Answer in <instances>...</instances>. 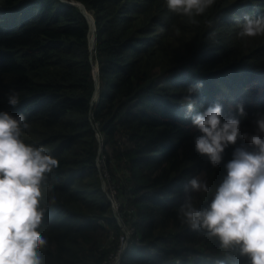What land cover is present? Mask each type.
Returning a JSON list of instances; mask_svg holds the SVG:
<instances>
[{"label":"trees","instance_id":"trees-1","mask_svg":"<svg viewBox=\"0 0 264 264\" xmlns=\"http://www.w3.org/2000/svg\"><path fill=\"white\" fill-rule=\"evenodd\" d=\"M68 1L92 14V49L78 7L0 0V112L24 115L30 128L21 139L60 161L41 185L42 264H101L124 236L98 157L133 229L120 264H249L238 248L182 224L176 210L193 176L209 184V193H188L206 208L234 151L253 150L238 138L213 168L195 150L200 133L191 117L219 103L222 121L236 117L241 132L251 133L264 114V36L237 38L238 22L264 17V0H215L195 24L169 12L165 0ZM197 84L186 116L184 90ZM12 92L20 96L15 107L8 104Z\"/></svg>","mask_w":264,"mask_h":264},{"label":"clouds","instance_id":"clouds-1","mask_svg":"<svg viewBox=\"0 0 264 264\" xmlns=\"http://www.w3.org/2000/svg\"><path fill=\"white\" fill-rule=\"evenodd\" d=\"M165 2L169 12L184 16L193 24L197 23L196 17L203 16L215 4V0ZM237 27L238 39L264 36V17L246 16ZM199 87L202 84L184 90L186 116L195 107L191 95ZM19 103V93H10L8 104L15 107ZM245 115L243 106L237 105V116ZM221 117L219 103L191 117L200 133L194 138L195 150L207 156L213 168L221 163L225 148L238 138L253 150L239 147L234 151L225 166L226 176L215 187L206 208L197 207L195 197L188 193H209L207 180L200 176L190 178L184 187V201L176 210L177 218L193 230H206L225 249L238 248L249 264H264V114H257L251 133L241 132L240 119L229 117L222 121ZM29 128L24 115L13 117L0 112V264H42L39 252L47 245L46 237L38 231L44 215L40 209L41 185L46 174L60 166V161L48 154L46 147H34L21 139ZM47 190L51 193L52 186ZM51 202H55L54 197Z\"/></svg>","mask_w":264,"mask_h":264},{"label":"built area","instance_id":"built-area-1","mask_svg":"<svg viewBox=\"0 0 264 264\" xmlns=\"http://www.w3.org/2000/svg\"><path fill=\"white\" fill-rule=\"evenodd\" d=\"M100 158L101 157H98V159H97V166H98L99 173L102 170V168L101 169L99 168L100 165L98 164V161H99ZM101 162H102V165H103L102 158H101ZM103 171L106 172L105 168H104V165H103ZM107 176L108 175H106V177ZM106 179L108 180V177ZM106 193H107L108 199L110 200L111 209H112L113 214L116 217V220L118 221L119 227L121 228V226H122L123 229L126 231V233H124L126 238H125V240H123L122 243H119L117 245V247H116V249L114 251H111V252H109L106 255V257L101 261V264H120L121 255H122L123 250L125 248V245H126V242H127V238L129 236L133 235V229L129 228L128 226H126L124 221H123V219H122V217H121V212H120L121 211V203H120V200L116 199V197L113 194L111 196L110 193H108V192H106ZM131 211H132V209L128 208V212H131ZM121 231H122V229H121Z\"/></svg>","mask_w":264,"mask_h":264},{"label":"rangeland","instance_id":"rangeland-1","mask_svg":"<svg viewBox=\"0 0 264 264\" xmlns=\"http://www.w3.org/2000/svg\"><path fill=\"white\" fill-rule=\"evenodd\" d=\"M81 10L83 11V14L87 17V18H89V15L90 16H92V14L91 13H89V12H87L83 7H81ZM93 43H94V31H93V26H92V24H90V31H89V33H88V45H89V47H90V49H92V47H93ZM92 67H93V71H94V82L96 81V86L98 85V73H97V71L95 70V67H97L96 66V63L95 62H93V60H92ZM96 99V98H95ZM95 99H94V101H95ZM98 138H99V136H97ZM100 146L102 147V145H101V143H100ZM101 150H102V148H101ZM101 153V152H100ZM98 164L100 165V169L102 168V170H101V172H100V178H101V183H102V185H103V188H104V190L106 191V192H108V193H110V195L112 196V194L114 195V192H115V197H116V199H118V197H117V195H116V193H117V188L118 187H116V185H114L113 183H111V181H107L106 180V172H104L103 171V165H102V162H101V158L99 159V161H98ZM98 167V166H97ZM108 172V171H107ZM123 174H125V173H123ZM114 186V187H113ZM121 229H122V232H123V234L124 233H126V231L123 229V227L121 226ZM125 238H126V236H125V234H124V236H121V238H120V243H122L123 242V240H125Z\"/></svg>","mask_w":264,"mask_h":264},{"label":"water","instance_id":"water-1","mask_svg":"<svg viewBox=\"0 0 264 264\" xmlns=\"http://www.w3.org/2000/svg\"><path fill=\"white\" fill-rule=\"evenodd\" d=\"M61 1H63L66 4L68 3L70 5H74V6L78 7L80 10H81V7H83L78 2H73V1L68 2L67 0H61ZM82 13H83V11H82ZM85 18L88 20L89 25L92 24L93 29H94V20H93V17L89 15V18H87L86 16H85ZM95 70L97 71V67H95ZM95 87H96V90H97L98 89V85L96 86V81H95ZM94 96H96V91H95V95Z\"/></svg>","mask_w":264,"mask_h":264}]
</instances>
